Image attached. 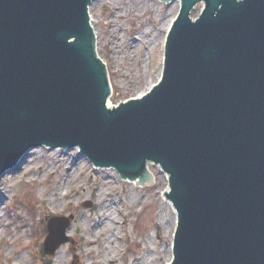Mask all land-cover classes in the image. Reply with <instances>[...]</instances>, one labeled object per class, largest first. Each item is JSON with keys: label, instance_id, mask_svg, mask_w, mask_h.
<instances>
[{"label": "water", "instance_id": "95a60500", "mask_svg": "<svg viewBox=\"0 0 264 264\" xmlns=\"http://www.w3.org/2000/svg\"><path fill=\"white\" fill-rule=\"evenodd\" d=\"M94 1L0 0V179L42 147L139 187L153 165L178 217L169 264H264V0H181L159 83L114 108ZM70 223L49 220L47 255Z\"/></svg>", "mask_w": 264, "mask_h": 264}, {"label": "rangeland", "instance_id": "374dc122", "mask_svg": "<svg viewBox=\"0 0 264 264\" xmlns=\"http://www.w3.org/2000/svg\"><path fill=\"white\" fill-rule=\"evenodd\" d=\"M204 8L197 4L192 17ZM89 11L96 51L117 98L111 106L144 95L162 76L180 0H96ZM18 167L0 179V264H59L62 254V264L171 262L177 214L159 167L150 166L153 182L142 187L114 169L95 168L77 149H33ZM57 216L71 218L66 235L74 243L43 257L41 221Z\"/></svg>", "mask_w": 264, "mask_h": 264}, {"label": "bare ground", "instance_id": "6f19581e", "mask_svg": "<svg viewBox=\"0 0 264 264\" xmlns=\"http://www.w3.org/2000/svg\"><path fill=\"white\" fill-rule=\"evenodd\" d=\"M59 150H63V149H55L54 151L56 152V151H59ZM23 160V159H22ZM21 160V161H22ZM18 168V167H17ZM135 183V182H134ZM172 205V204H171ZM172 208L174 209V207L172 206ZM174 212L176 213V211H175V209H174ZM77 228V227H76ZM72 232L73 231H71L70 233L72 234ZM75 235L79 238V237H81V233H80V230L79 229H75ZM65 261V255L64 254H62V255H60L59 256V258H58V263L59 264H62L63 262Z\"/></svg>", "mask_w": 264, "mask_h": 264}, {"label": "trees", "instance_id": "16d2710c", "mask_svg": "<svg viewBox=\"0 0 264 264\" xmlns=\"http://www.w3.org/2000/svg\"><path fill=\"white\" fill-rule=\"evenodd\" d=\"M113 101H114V102H117V98H116V97L113 98ZM41 227H42V229L45 231V234H46V232H47L46 224L43 223V225H42Z\"/></svg>", "mask_w": 264, "mask_h": 264}]
</instances>
